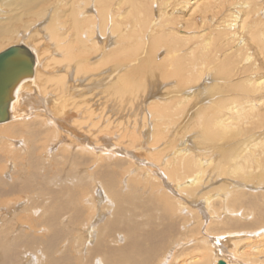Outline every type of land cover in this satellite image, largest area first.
<instances>
[{
  "label": "bare ground",
  "instance_id": "bare-ground-1",
  "mask_svg": "<svg viewBox=\"0 0 264 264\" xmlns=\"http://www.w3.org/2000/svg\"><path fill=\"white\" fill-rule=\"evenodd\" d=\"M6 43L0 264H264V0H0Z\"/></svg>",
  "mask_w": 264,
  "mask_h": 264
},
{
  "label": "water",
  "instance_id": "water-1",
  "mask_svg": "<svg viewBox=\"0 0 264 264\" xmlns=\"http://www.w3.org/2000/svg\"><path fill=\"white\" fill-rule=\"evenodd\" d=\"M33 60L30 51L23 46H13L0 53V122L8 119L14 88L32 74Z\"/></svg>",
  "mask_w": 264,
  "mask_h": 264
},
{
  "label": "rangeland",
  "instance_id": "rangeland-1",
  "mask_svg": "<svg viewBox=\"0 0 264 264\" xmlns=\"http://www.w3.org/2000/svg\"><path fill=\"white\" fill-rule=\"evenodd\" d=\"M8 45H10V44L6 43V44L1 45L0 46V51L3 50V49H5V48H7ZM105 76L106 75L104 74L101 77H105ZM105 95L106 94H99L97 96V99H103L105 97ZM107 99H109V98H107ZM103 101H101V102H103ZM124 108H125L124 111H126L127 110V107H124ZM150 124H151V122H150ZM148 129L150 130L151 128H148ZM113 131L116 132L115 129H113ZM150 131L153 132L152 129ZM182 131H183V127H182V129L180 131H178V132L176 131L175 133H173L171 135L170 134L168 135V133L165 134V135H162L161 134V136H160V138L158 140V143L153 145L152 151H153L154 157L155 158L160 157L162 164H164L166 162L167 158H169V157L172 156V150L174 148H176V147L179 146L180 140H182V138H184V137L185 138L186 137H189L190 138L189 135H191V134H187V133L186 134H183ZM106 139H109L108 134L106 136ZM110 142L113 143L112 141H110ZM150 168L152 170H154L153 167H150ZM210 175L211 174L208 175V177L206 178V180L204 182V183H207V185L205 186V190L206 191L212 190V188L213 187H216V186L218 187V186H226L227 185V183H226L227 179H225L224 177H221L220 175H217L216 174V171H215V174H213L212 176H210ZM248 180L251 181L249 186L253 188L254 187L253 179L251 178V179H248ZM209 181H210V184H208ZM61 188H62V184H61ZM74 188H78L77 190L80 193V199H83L85 197V195L88 194L86 192V190H85V185L84 186H81V187H76L75 186ZM197 195L199 197L200 196V193L197 194ZM216 207H218V206H216ZM49 234H50V231L48 230V235Z\"/></svg>",
  "mask_w": 264,
  "mask_h": 264
}]
</instances>
